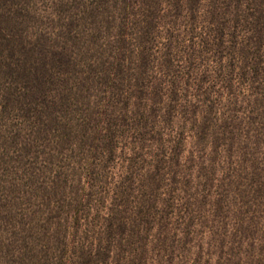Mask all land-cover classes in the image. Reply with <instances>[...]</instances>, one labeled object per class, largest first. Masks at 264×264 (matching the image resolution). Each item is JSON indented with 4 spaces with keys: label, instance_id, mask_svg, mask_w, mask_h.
<instances>
[{
    "label": "rangeland",
    "instance_id": "1",
    "mask_svg": "<svg viewBox=\"0 0 264 264\" xmlns=\"http://www.w3.org/2000/svg\"><path fill=\"white\" fill-rule=\"evenodd\" d=\"M0 264H264V0H0Z\"/></svg>",
    "mask_w": 264,
    "mask_h": 264
}]
</instances>
